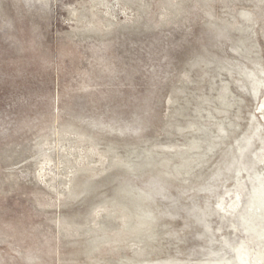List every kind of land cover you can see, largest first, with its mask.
Here are the masks:
<instances>
[{
  "label": "rangeland",
  "instance_id": "obj_1",
  "mask_svg": "<svg viewBox=\"0 0 264 264\" xmlns=\"http://www.w3.org/2000/svg\"><path fill=\"white\" fill-rule=\"evenodd\" d=\"M259 189L264 0H0V264H264Z\"/></svg>",
  "mask_w": 264,
  "mask_h": 264
},
{
  "label": "bare ground",
  "instance_id": "obj_2",
  "mask_svg": "<svg viewBox=\"0 0 264 264\" xmlns=\"http://www.w3.org/2000/svg\"><path fill=\"white\" fill-rule=\"evenodd\" d=\"M257 194H258V199H260L261 203H264V189H259V191H257Z\"/></svg>",
  "mask_w": 264,
  "mask_h": 264
}]
</instances>
